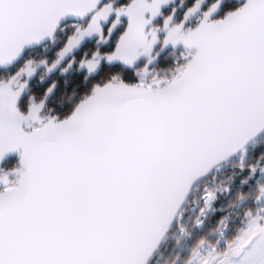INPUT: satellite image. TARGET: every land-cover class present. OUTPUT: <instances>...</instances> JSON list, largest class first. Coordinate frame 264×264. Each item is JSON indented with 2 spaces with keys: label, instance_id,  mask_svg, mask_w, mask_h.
I'll return each instance as SVG.
<instances>
[{
  "label": "snow or ice",
  "instance_id": "6c2138e0",
  "mask_svg": "<svg viewBox=\"0 0 264 264\" xmlns=\"http://www.w3.org/2000/svg\"><path fill=\"white\" fill-rule=\"evenodd\" d=\"M0 264H264V0H0Z\"/></svg>",
  "mask_w": 264,
  "mask_h": 264
},
{
  "label": "flooded vegetation",
  "instance_id": "af4514ba",
  "mask_svg": "<svg viewBox=\"0 0 264 264\" xmlns=\"http://www.w3.org/2000/svg\"><path fill=\"white\" fill-rule=\"evenodd\" d=\"M15 160H16V158H11V159H9V160L7 161L6 166H11V164H12L13 162H15Z\"/></svg>",
  "mask_w": 264,
  "mask_h": 264
},
{
  "label": "water",
  "instance_id": "95a60500",
  "mask_svg": "<svg viewBox=\"0 0 264 264\" xmlns=\"http://www.w3.org/2000/svg\"><path fill=\"white\" fill-rule=\"evenodd\" d=\"M11 158H16V156H15V155H12V156H10V157L8 158V160L11 159Z\"/></svg>",
  "mask_w": 264,
  "mask_h": 264
}]
</instances>
